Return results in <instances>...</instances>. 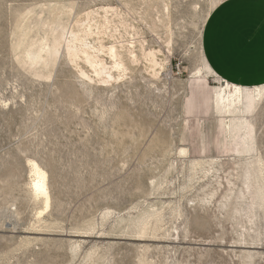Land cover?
Wrapping results in <instances>:
<instances>
[{
	"label": "rangeland",
	"instance_id": "1",
	"mask_svg": "<svg viewBox=\"0 0 264 264\" xmlns=\"http://www.w3.org/2000/svg\"><path fill=\"white\" fill-rule=\"evenodd\" d=\"M220 1L0 0V264H264V200L247 210L239 170L264 158V98L247 115L255 148L240 156L231 117L213 111L221 79L197 77ZM90 22L115 78L65 45L48 63L28 58L51 27L83 35ZM31 158L50 179L39 219Z\"/></svg>",
	"mask_w": 264,
	"mask_h": 264
},
{
	"label": "bare ground",
	"instance_id": "2",
	"mask_svg": "<svg viewBox=\"0 0 264 264\" xmlns=\"http://www.w3.org/2000/svg\"><path fill=\"white\" fill-rule=\"evenodd\" d=\"M214 6H215V4L213 6H211V10L208 12V15L210 14V12L214 8ZM111 8H113V6ZM50 20L52 21V19H50ZM94 24L95 23L90 22L88 24V26L90 27L89 30H87V32L84 33L83 35H79L75 31H71L70 33H68L65 30V28L63 27L62 23L59 24L60 26L57 29L52 28V27L51 28L48 27V28H50L51 31H53L52 32L53 36H52V40L50 42V45L47 44V45L42 46L41 49L38 48V50H35V52L30 54L31 56L28 55V56H30L28 58H30V61L32 63H37V64L43 63V62L48 63L49 61L54 60V56L57 54L59 47L62 45L63 46L65 45L64 51L66 52L67 56L71 60L76 59L77 57H80V59H82L85 64L90 65L91 67H94L99 75L100 74H103V75L107 74L109 79L115 78L114 72L107 69V67H106L107 64L105 65V62H103V64H100V63H102V59H100V56H98V55H99L100 51L101 52L104 51L105 45L104 44L101 45L102 47H101V49H99L97 47V45L95 43H93V41L88 40V36L92 35L94 32L93 31ZM171 33H173V32H171ZM170 39H171V37H170ZM171 41H172V39H171ZM170 44H171V42H170ZM31 45H33V44L31 43ZM34 46H36V43ZM32 48L33 47H31V50H32ZM144 51H145V49L143 48L142 54L144 53ZM113 52H114V50H113ZM125 53L127 55L128 61L130 63H135V61H137L138 55L134 49L132 50L129 47V48L125 49ZM200 53H201L202 66L200 67L199 70L197 67L198 74H199V75H197V77H203L204 76L203 70L212 71L214 73V75L218 76V74L216 72H214V70L212 68H210V66H208V64L205 60V57H204L205 53H203L202 41H201V46H200ZM23 57H25V56H23ZM121 65H125L126 69H128V67L126 66V64H124V62H119L117 64L116 68L119 70ZM81 72H82L81 75L83 77L88 78V79H92V77H90V75H88L87 72H85L83 70H81ZM220 79H221V82L223 83V85L220 87H216L214 92H213V98H214L213 111L215 113L223 115L224 117H226V116L231 117L229 119V121L224 123V128H225L224 130H226L228 132V135L230 137L228 145H227L229 147V151H233L234 153H236L237 155H240V156L248 155L251 152H253L256 142H255L254 130L252 127V122H251V120L248 119L247 115L253 114L254 111L256 110L257 106H259V103L263 100V98H264V84L263 85H256V87H246V86H242V85L241 86L235 85L231 82H228L227 80H223L222 78H220ZM225 139L226 138H224V140ZM225 144H227V143H225ZM183 151H185V149ZM257 156H258V158H256V156H254L255 159H253V160H245L244 159V162L242 161L243 160L242 159L241 160L242 166H241V169H239L240 170V179H241L242 184H243V188L240 190L241 197L240 196L239 197L240 198L243 197L242 199H244V196L245 197L247 196V198L249 196L250 202L248 201V203H250V206L247 205L249 207V209H247V210H251L250 213L254 212V211L252 212V210H254V208L256 206H259V208H260L262 206L263 200H264V158L261 157V155H257ZM201 160H199V159L194 160L193 163H195V164L197 163L201 166L202 165ZM28 165L30 166V173H31V175H30L31 176V183H30L31 195H33L34 198L36 197V199L41 198L43 200V202H45L44 208H41L38 211V214H39L38 219H39V217H41L43 214H45L49 210L48 208L51 206V202H52L51 201V194H50V187H49V183H50L49 173H48L47 169H45L35 159L31 158L28 161ZM210 165H212V164H210ZM193 168H194V165H193ZM204 170H205L204 172H208L207 168H204ZM192 172H195V171L193 170ZM194 175H196V174H194ZM248 212L249 211H247L246 214ZM155 214L156 213H154L153 215H155ZM252 216L253 215H251V217ZM141 225H143L142 230L144 231L145 226H146V222L143 221V224H141Z\"/></svg>",
	"mask_w": 264,
	"mask_h": 264
},
{
	"label": "crops",
	"instance_id": "3",
	"mask_svg": "<svg viewBox=\"0 0 264 264\" xmlns=\"http://www.w3.org/2000/svg\"><path fill=\"white\" fill-rule=\"evenodd\" d=\"M202 32L205 60L235 85L264 84V0H222Z\"/></svg>",
	"mask_w": 264,
	"mask_h": 264
}]
</instances>
